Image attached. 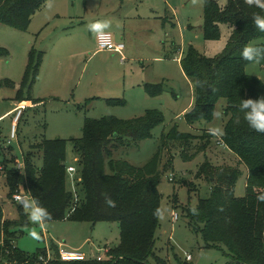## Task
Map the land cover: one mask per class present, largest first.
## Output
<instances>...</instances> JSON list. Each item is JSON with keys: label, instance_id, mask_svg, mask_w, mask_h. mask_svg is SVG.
I'll return each mask as SVG.
<instances>
[{"label": "rangeland", "instance_id": "374dc122", "mask_svg": "<svg viewBox=\"0 0 264 264\" xmlns=\"http://www.w3.org/2000/svg\"><path fill=\"white\" fill-rule=\"evenodd\" d=\"M217 1L221 6L228 3V0ZM204 4L205 0H48L36 12L27 30L0 23V47L7 51L0 58L1 179H4L1 162L8 161L10 168L19 170L23 167L24 153L29 150L42 164V154L33 146L43 138L67 139V163L76 165L72 138L82 136L86 117L112 115L130 119L150 108L163 111L165 122L154 130L152 138L142 141L139 147L121 146L115 150V158L137 166L145 165L154 156L161 134L176 124L181 131L194 134H204L212 128H221L224 132L226 99L216 105L215 111L222 113L219 119L214 117L211 122L193 125L185 119V113L193 106L195 91L193 80L183 70V55L193 45L203 54L218 56L224 52L232 32L229 24L221 23L220 38L207 40L202 29ZM105 22L108 27L97 31L89 27ZM101 32H111L116 40H123L126 61L119 54L98 49L97 35ZM33 48L44 51L45 56L31 94L46 101L29 100L17 123L16 137L11 139L14 115L3 114L10 108L9 98L16 96L17 91L1 83L11 80L20 86ZM246 70L264 81V69L259 62L249 64ZM147 82H164L165 90L153 96L144 88ZM109 98L125 99L126 105L112 106L107 102ZM219 137L211 140L206 154L199 152L189 161L182 158L180 146L170 148L176 152L172 168L163 174L160 183L162 228L156 239L157 255L169 264H228L230 260L224 250L208 247L203 235L195 232L183 216V207H195L199 196L208 197L211 193L209 182L196 175L207 157L219 167H239L241 175L235 194L246 195L248 169L234 153L219 145ZM203 142L195 141L189 152H195ZM167 157L168 154L164 162ZM68 183L73 190L76 183L71 178ZM9 192L4 180L1 181L0 201L4 202L5 213L9 218H17V207ZM21 203L31 216L32 206L36 207L34 201L27 198ZM173 212L179 213L178 220L173 219ZM120 232L118 222L93 224L41 218L38 222L31 220L18 243L30 253L46 246L54 255L51 247L56 243L89 256L92 248L94 256L106 244L118 243ZM188 254L191 259H187ZM150 264L158 263L150 259Z\"/></svg>", "mask_w": 264, "mask_h": 264}, {"label": "trees", "instance_id": "16d2710c", "mask_svg": "<svg viewBox=\"0 0 264 264\" xmlns=\"http://www.w3.org/2000/svg\"><path fill=\"white\" fill-rule=\"evenodd\" d=\"M47 1L0 0V23L27 30L36 12ZM257 16L264 17V8L247 0H228L225 6L217 0H205L204 37L219 39L220 24L227 23L232 27L227 46L222 54L208 56L190 45L181 59L195 91L193 106L185 113L186 121L191 125L211 122L217 103L226 99L224 134L219 139L248 169L246 195L238 197L235 187L241 169L216 166L207 157L196 175L209 182L211 193L208 197L199 196L195 207H183V216L189 225L203 235L208 247L224 250L230 259L228 264H264V200L259 199L264 196V133L250 128L238 107L243 98L264 96V81L246 70L254 62L241 56L246 46L264 48V31L255 24ZM6 55V49L0 47V58ZM44 56V51L32 49L16 100H44L31 94ZM257 62L264 69V61ZM3 83L1 86L16 88L11 80ZM144 88L155 96L163 93L165 83L147 82ZM90 101L87 100L86 105ZM107 102L112 106L126 105L125 99L109 98ZM164 122V113L157 108L147 109L143 115L130 119L112 115L86 117L82 136L72 138L80 177L75 190L68 183L67 139L43 138L34 145L33 149L42 154V164L34 159L36 155L31 150L24 153L23 167L19 170L10 168L9 162L3 160V180L10 198L18 192L28 195L37 208L48 213L42 216L43 220L118 222L121 232L119 243L109 248L105 260L64 261L55 243L51 247L55 256L49 259L46 246L38 247L33 253L19 246V237L31 225L30 213L23 204L15 202L18 216L9 218L4 202L0 201V264H150V259L158 264H169L157 255L156 239L163 211L159 186L163 174L172 168L176 152L170 148L180 146L182 158L189 161L199 152L206 154L211 140L218 136L210 131L204 134L183 132L176 124L161 134L157 152L145 165L137 166L126 159L115 158L119 147H139L142 141L152 138L154 130ZM198 140L205 142L190 153Z\"/></svg>", "mask_w": 264, "mask_h": 264}, {"label": "clouds", "instance_id": "9594fccd", "mask_svg": "<svg viewBox=\"0 0 264 264\" xmlns=\"http://www.w3.org/2000/svg\"><path fill=\"white\" fill-rule=\"evenodd\" d=\"M249 4L255 3L261 8H264V0H247ZM256 26L261 30L264 31V17L257 16L255 18ZM93 31H97L103 28L108 27V24L105 23H94L89 26ZM241 56L244 60L249 62H257V61H264V48L259 46H246ZM240 111L244 114V119L247 121L248 126L257 132L264 133V96L258 99H242L239 104ZM214 117L219 119L222 115L219 111L213 112ZM212 135L215 136H222L223 129L221 128H212L210 129ZM259 199L264 200V196H260ZM26 207L28 205H25ZM33 210L31 212V220L34 222L41 221L43 215H48L46 210L42 208H37L32 206ZM192 211H196L195 208Z\"/></svg>", "mask_w": 264, "mask_h": 264}, {"label": "built area", "instance_id": "2783aa9c", "mask_svg": "<svg viewBox=\"0 0 264 264\" xmlns=\"http://www.w3.org/2000/svg\"><path fill=\"white\" fill-rule=\"evenodd\" d=\"M97 43H98V49L99 50H108L117 54H120L122 57V60L124 61L125 54L124 50L126 48V45L123 41H118L115 39L114 35L111 32H101L97 35ZM26 108V105L23 103H20L15 107L14 109V117H13V124L11 129V139H15L16 137V130H17V123L22 118V115L24 114V110ZM219 145L226 146L220 139H219ZM67 172L69 175V178L76 183L80 180V177L78 175V169L77 166L74 164H68L67 166ZM173 179V176L171 177ZM75 190V187L74 189ZM30 198L28 195L23 193H16L13 196L14 202H23L25 199ZM180 217L179 213L173 212V219L178 220ZM51 249L48 247V258H53L55 255L51 254ZM59 251V257L60 259L64 261H80V260H88V259H97V260H105L106 252L109 251L108 248H102L100 252H98L96 255L89 257L85 252L76 251V250H69L66 249L63 245L58 247ZM102 251L105 252V254L102 253ZM192 256L190 254L187 255V259H191Z\"/></svg>", "mask_w": 264, "mask_h": 264}, {"label": "crops", "instance_id": "0c3cea01", "mask_svg": "<svg viewBox=\"0 0 264 264\" xmlns=\"http://www.w3.org/2000/svg\"><path fill=\"white\" fill-rule=\"evenodd\" d=\"M123 38H125L124 36L122 37V39ZM121 41H123V40H121ZM126 49V48H125ZM113 54L115 55H117V53H114L113 52ZM124 54H125V50H124ZM120 55V54H119ZM121 56V55H120ZM179 60H180V58H178ZM121 60H122V57H121ZM123 61V60H122ZM124 61H126V60H124ZM123 61V62H124ZM20 85V84H19ZM18 84L16 83V88H14V89H16V91H17V89H18ZM35 98H40V99H44V98H42V97H35ZM46 101V99H44V100H42L41 102L42 103H44ZM9 102H10V108L9 109H7V111H5V113L3 114L4 116H13L14 115V109H15V107H17V105H19L20 103H23V104H25V105H29L28 104V102H31V101H29V100H24V101H21V102H18V101H16V99H15V96H13V97H10L9 98ZM32 104V103H31ZM4 116H2V117H4ZM14 117V116H13ZM13 120V119H12ZM2 137V135L0 134V138ZM226 147V146H225ZM227 148V147H226ZM228 149V148H227ZM229 150V149H228ZM230 151V150H229ZM230 152H232V151H230ZM233 153V152H232ZM0 159H1V156H0ZM75 160L77 161V158L75 157ZM1 181H3V179H1V175H0V182ZM159 188H160V186H159ZM161 191V190H160ZM161 228H162V223H161ZM161 228H160V231H161ZM119 243V242H118ZM118 243H116V244H111V245H109V244H106L105 246H104V248H108V246H111V247H113V246H115V245H117ZM56 244V243H55ZM58 246V245H57ZM59 247V246H58ZM65 247V246H64ZM102 248H100L99 249V251L101 250ZM109 249V248H108ZM98 251V252H99ZM90 252H92V255L91 256H93V249L91 248V251ZM87 254V253H86ZM88 255V254H87ZM89 256V255H88ZM91 256H89V257H91Z\"/></svg>", "mask_w": 264, "mask_h": 264}]
</instances>
